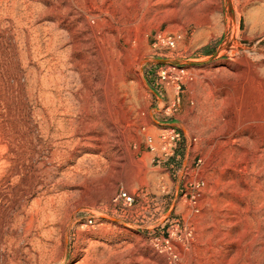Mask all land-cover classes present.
I'll return each mask as SVG.
<instances>
[{
    "label": "rangeland",
    "instance_id": "obj_1",
    "mask_svg": "<svg viewBox=\"0 0 264 264\" xmlns=\"http://www.w3.org/2000/svg\"><path fill=\"white\" fill-rule=\"evenodd\" d=\"M158 31L182 40L156 53ZM165 63L191 76L171 114ZM166 125L183 137L158 165ZM0 143V264H264V0H0Z\"/></svg>",
    "mask_w": 264,
    "mask_h": 264
},
{
    "label": "built area",
    "instance_id": "obj_2",
    "mask_svg": "<svg viewBox=\"0 0 264 264\" xmlns=\"http://www.w3.org/2000/svg\"><path fill=\"white\" fill-rule=\"evenodd\" d=\"M182 40L181 33H172L166 31H158L154 38L152 47L156 53L163 51H173L178 47V44ZM191 79L190 74L185 72V69L172 63H165L161 65L157 71V86L166 88V85H173L176 89V94L172 99L165 100L163 92L157 90L156 92V104L158 112H164L165 114H171L177 112L180 108L179 91L185 80ZM159 133L147 134L146 143L149 151L153 154V162L158 165H162L168 161H171L177 152V148L182 141V132L176 125L160 126ZM146 130V126L143 127ZM202 162L199 158L198 165ZM191 192L189 193L190 201L194 206H197L200 195L206 186V182L203 179L194 180L190 183ZM187 193L185 194V196ZM112 202L116 205H123L131 207L136 202V195L130 193L127 190L121 189L113 198ZM92 222V220H90ZM191 235V232H188ZM154 245L161 251L169 252L174 258H177V254L173 250V246L169 239H164L163 242L156 238Z\"/></svg>",
    "mask_w": 264,
    "mask_h": 264
},
{
    "label": "bare ground",
    "instance_id": "obj_3",
    "mask_svg": "<svg viewBox=\"0 0 264 264\" xmlns=\"http://www.w3.org/2000/svg\"><path fill=\"white\" fill-rule=\"evenodd\" d=\"M3 70H4V68H3ZM58 72V71H57ZM61 73V72H60ZM8 146H4V145H1V143H0V182L1 181H6L9 177H12V176H14V175H16L17 176V174H18V171H17V169H12L11 170V172L9 171L8 172V169H10V167H12L13 166V164L16 162V159L15 160H13L12 158H10V157H8L7 155H4V152L6 151V150H8ZM38 163V162H37ZM36 172V171H35ZM40 172V171H39ZM37 173V175H38V172H36ZM35 173V174H36ZM1 184V183H0ZM22 185V184H21ZM39 186V185H38ZM40 187H41V185H40ZM13 189V188H12ZM39 189V188H38ZM15 191V190H14ZM11 194H12V191H11V189H10V187H8L7 188V190L5 191V192H3V193H0V198H2V200H3V202H2V204H5V203H8V205H9V208H10V210H8V213H6V214H8L9 216L10 215H14V216H16L15 214V201H12L11 200ZM18 197V196H17ZM22 198V197H21ZM25 201V200H24ZM24 201H23V204H24ZM39 201H37L36 202V207H37V209H39L38 207H39ZM35 209V208H34ZM39 211V210H38ZM3 214V213H2ZM14 226V225H13ZM5 227V226H4ZM3 227V228H4ZM1 232H4V231H1ZM0 236H1V234H0ZM11 239V238H10ZM5 245V244H4Z\"/></svg>",
    "mask_w": 264,
    "mask_h": 264
},
{
    "label": "trees",
    "instance_id": "obj_4",
    "mask_svg": "<svg viewBox=\"0 0 264 264\" xmlns=\"http://www.w3.org/2000/svg\"><path fill=\"white\" fill-rule=\"evenodd\" d=\"M177 155V154H176ZM176 158V156L173 158V159H175Z\"/></svg>",
    "mask_w": 264,
    "mask_h": 264
}]
</instances>
